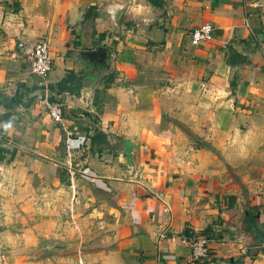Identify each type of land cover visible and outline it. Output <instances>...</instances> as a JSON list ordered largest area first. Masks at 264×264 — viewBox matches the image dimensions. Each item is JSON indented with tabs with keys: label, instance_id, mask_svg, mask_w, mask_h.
<instances>
[{
	"label": "crops",
	"instance_id": "crops-1",
	"mask_svg": "<svg viewBox=\"0 0 264 264\" xmlns=\"http://www.w3.org/2000/svg\"><path fill=\"white\" fill-rule=\"evenodd\" d=\"M109 5L124 7L118 27ZM206 23L212 39L192 46ZM40 41L44 77L28 66ZM100 47L107 72L79 55ZM69 71L78 94L47 90ZM1 148L0 171L28 165L36 183L66 170L122 188V264H264V0L0 2ZM200 236L210 255L193 263Z\"/></svg>",
	"mask_w": 264,
	"mask_h": 264
},
{
	"label": "rangeland",
	"instance_id": "rangeland-1",
	"mask_svg": "<svg viewBox=\"0 0 264 264\" xmlns=\"http://www.w3.org/2000/svg\"><path fill=\"white\" fill-rule=\"evenodd\" d=\"M31 171H0V264H122L126 192L66 170L57 183H36Z\"/></svg>",
	"mask_w": 264,
	"mask_h": 264
},
{
	"label": "built area",
	"instance_id": "built-area-1",
	"mask_svg": "<svg viewBox=\"0 0 264 264\" xmlns=\"http://www.w3.org/2000/svg\"><path fill=\"white\" fill-rule=\"evenodd\" d=\"M5 0H0V2ZM213 27L206 23L202 26H198L192 29L189 33V42L192 46L198 45L203 42L210 41L212 39ZM17 48L21 49L22 43H18ZM30 58L28 60V66L30 72L35 76H47L52 72L53 59L49 53L48 45L45 41H40L32 46L28 52ZM61 105L59 103H53L49 105V114L53 122L61 120ZM189 258L193 263H200L206 260L210 255V250L207 244V238L200 236L196 239L189 241Z\"/></svg>",
	"mask_w": 264,
	"mask_h": 264
},
{
	"label": "trees",
	"instance_id": "trees-1",
	"mask_svg": "<svg viewBox=\"0 0 264 264\" xmlns=\"http://www.w3.org/2000/svg\"><path fill=\"white\" fill-rule=\"evenodd\" d=\"M92 8H89L87 11H91ZM111 79V74L106 75L105 80ZM80 81V77L75 75L73 71H69L64 78H62L58 83H56L54 86L48 87L47 90L52 91L54 93H62L63 91L73 93L74 95L78 94L77 91L79 90L80 86L78 82ZM99 138L104 137L101 134H98ZM93 139V138H92ZM3 157L0 156V160H2ZM240 233L245 235L247 237V240L251 241L257 237L256 234L257 230L255 227L254 220L252 216L250 215H243L240 220Z\"/></svg>",
	"mask_w": 264,
	"mask_h": 264
},
{
	"label": "water",
	"instance_id": "water-1",
	"mask_svg": "<svg viewBox=\"0 0 264 264\" xmlns=\"http://www.w3.org/2000/svg\"><path fill=\"white\" fill-rule=\"evenodd\" d=\"M124 7L122 5H109L107 8V12L109 13L113 23L115 26H119L120 19L123 14ZM80 57L83 60L88 61L89 63L97 64L102 66L104 69L108 68V57L106 49L103 47L97 48L95 51H88V52H80Z\"/></svg>",
	"mask_w": 264,
	"mask_h": 264
}]
</instances>
